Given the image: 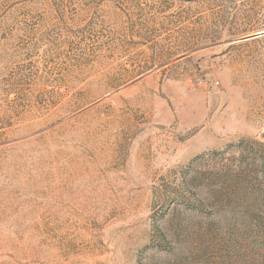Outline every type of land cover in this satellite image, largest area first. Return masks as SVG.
<instances>
[{"label": "rangeland", "instance_id": "rangeland-1", "mask_svg": "<svg viewBox=\"0 0 264 264\" xmlns=\"http://www.w3.org/2000/svg\"><path fill=\"white\" fill-rule=\"evenodd\" d=\"M226 174L264 193V0H0V264H224Z\"/></svg>", "mask_w": 264, "mask_h": 264}, {"label": "trees", "instance_id": "trees-1", "mask_svg": "<svg viewBox=\"0 0 264 264\" xmlns=\"http://www.w3.org/2000/svg\"><path fill=\"white\" fill-rule=\"evenodd\" d=\"M215 176L217 177L214 178L215 189L211 191L215 194V198H206L197 189L194 199L184 202L186 207L190 211L208 218L214 214L215 205L219 203L220 209L224 212V219L230 217L243 222L246 228L248 227V238L256 236L259 238L258 241L263 239L264 243V193L259 189L254 191L253 180H250L252 177L247 174ZM206 192L209 193V191ZM253 192L255 196H251ZM247 242L250 243L240 246L243 254L237 255L236 258L228 260L224 264H264L259 261L262 255L260 253L264 251V247L254 245L252 243L256 242L250 240Z\"/></svg>", "mask_w": 264, "mask_h": 264}]
</instances>
